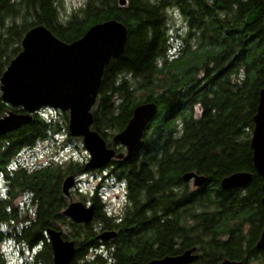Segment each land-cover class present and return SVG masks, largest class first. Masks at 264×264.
Returning a JSON list of instances; mask_svg holds the SVG:
<instances>
[{
  "label": "trees",
  "instance_id": "trees-1",
  "mask_svg": "<svg viewBox=\"0 0 264 264\" xmlns=\"http://www.w3.org/2000/svg\"><path fill=\"white\" fill-rule=\"evenodd\" d=\"M59 1L0 0V77L34 26L43 25L70 43L93 24L122 23L125 48L104 68L91 129L107 148L121 152L112 137L125 128L135 106L154 102L157 114L144 138L148 161L138 169H115L117 179L126 176V184L139 194H129L122 222L113 227L94 193L93 219L75 224L62 215L69 199L61 183L68 175L84 173L83 165L52 158L34 168L14 162L23 148L62 129L70 137L66 112H58L55 120L34 114L31 123L0 136V179L7 187L0 195V245L6 239L30 251L22 264H53L45 230L65 229L63 237L75 244L70 264H105L97 250L98 233L115 229L116 248L127 256L140 238L131 233L132 225L144 223L150 236L143 243L152 259L193 246L208 264L224 259L245 264L243 248L257 252L252 247L264 225L262 180L249 144L258 93L264 89V0H125V5L85 0L66 18L59 13ZM175 15L183 25L175 32H183L176 34L181 47L170 58L168 24ZM9 111L23 113L0 99V117ZM241 171L252 174L248 185L221 189L219 181ZM189 172L206 178L199 196L181 179ZM19 193L28 194L25 207L33 211L19 226L5 230L2 224L17 220L12 200ZM0 264H7L1 251Z\"/></svg>",
  "mask_w": 264,
  "mask_h": 264
},
{
  "label": "water",
  "instance_id": "water-1",
  "mask_svg": "<svg viewBox=\"0 0 264 264\" xmlns=\"http://www.w3.org/2000/svg\"><path fill=\"white\" fill-rule=\"evenodd\" d=\"M125 5V0H119ZM127 28L116 20H107L91 25L81 37L66 43L54 36L43 25L30 28L22 37L20 51L9 61L0 77V99L12 109L21 108L23 113L9 111L0 117V136L18 130L33 121V115L42 108L66 112L67 132L72 138H80L88 154L84 171L102 169L112 158L127 162L136 156L145 145L147 125L157 114L154 102H145L134 107L125 128L112 137V141L125 148V154H116L107 148L105 141L91 125V109L96 101L104 68L124 51ZM256 113L253 116L250 148L253 168L261 177L260 204L264 217V89H261ZM182 179L193 180V186L200 187L206 181L204 176L185 173ZM252 174L236 172L224 177L221 189L242 188L250 183ZM73 175L66 176L61 191L69 199L62 215L75 224L88 223L93 219L94 206L73 201L70 190L75 186ZM255 241V249H264V225ZM45 236L50 243L53 264H70L75 244L65 239L61 230L47 228ZM115 231H103L98 240H109ZM195 247L174 256L154 258L146 264H191L196 259ZM128 264H137L130 262ZM219 264H240L223 260Z\"/></svg>",
  "mask_w": 264,
  "mask_h": 264
},
{
  "label": "rangeland",
  "instance_id": "rangeland-1",
  "mask_svg": "<svg viewBox=\"0 0 264 264\" xmlns=\"http://www.w3.org/2000/svg\"><path fill=\"white\" fill-rule=\"evenodd\" d=\"M85 0H60L58 3L59 13L63 18H66L68 14H71L75 9L84 4ZM169 56H177L179 47H181V42L177 37V33L180 34L183 31L175 32V30L181 25V19L178 15H175V18H171L169 22ZM200 58V56H199ZM197 58L199 61L201 59ZM59 110L42 108L39 110L38 114L42 115L45 118H58ZM61 124V123H60ZM68 133V132H67ZM54 159L55 163L60 162H72L84 165L88 160V154L82 146L81 139L68 137L65 134L64 129L60 130L58 133H55L49 136L46 139L37 141L31 148H23L17 156H15V163L23 165L27 168H34L35 166H42L47 164L49 159ZM74 176V175H73ZM78 177V183L74 186L71 191V196L73 201H80L85 203L89 197L87 193H90L95 188L98 187V192L103 196L105 203L110 204L111 207L116 206L120 203L121 191L118 184H112L110 177L107 175V172L101 174L97 172L92 174L86 173L85 175L74 176ZM7 192L6 184L0 179V195ZM27 193H19L12 200V205L16 207L17 210V220L6 225L2 224V228L7 230L10 228V225L19 226V223H23L26 215H31L33 208L31 210H26L25 202L28 200L26 198ZM115 196H119V199L116 200ZM81 197L84 198L82 201ZM4 225V226H3ZM65 232V229H61ZM0 251L4 257V260L7 264H22L24 259L29 258L30 251H28L23 245L15 243L10 240H6L0 245Z\"/></svg>",
  "mask_w": 264,
  "mask_h": 264
},
{
  "label": "flooded vegetation",
  "instance_id": "flooded-vegetation-1",
  "mask_svg": "<svg viewBox=\"0 0 264 264\" xmlns=\"http://www.w3.org/2000/svg\"><path fill=\"white\" fill-rule=\"evenodd\" d=\"M145 138V137H144ZM119 144V143H118ZM120 147L123 148V150L121 152H115L116 154L118 153H122L125 154V148L119 144ZM115 148H117L118 146H115ZM143 155H147V152L142 149L138 156H136L135 158L124 162L121 159H116V158H112L109 163L107 164V166H105L102 169H98V170H90V171H84V173L80 174L79 177L81 175H85L86 173H97V172H101V174H104L105 172H107V175L110 177L112 184H118L120 191H121V195H120V203L117 204L114 207H111L110 204L108 205V203H105V201L103 200V196L100 195V193L98 192V187L97 189L95 188L93 191H91L90 193H87L89 195L87 201L85 202L86 205H90L92 204L94 206V209L96 211V205L94 203L91 202L90 197L94 195V193L97 196V199L99 200V209L100 212L105 216V218L110 219V223L113 224V227L115 225H118L120 222H122L124 220V216L127 213V205H128V198H129V194H132L134 197H137L139 194H136L135 192V187L133 189L132 192V188L130 189V186H128L126 184L125 178L126 176H124L123 179L118 180L115 172H116V168H118V166H122V168H127V170H130L131 168L134 169H138L141 165H143V162H147L148 159H145ZM121 163V164H120ZM136 171L133 172V178L136 176L135 174ZM195 174V173H194ZM78 178V177H77ZM76 178V179H77ZM182 179V177H181ZM183 183L186 184L187 189L190 192H195L197 193L196 195L199 196L198 194H200L199 189L200 187H195L193 186V180L190 181H184L182 179ZM78 183V179L76 180L75 185ZM220 185V184H219ZM72 191V190H71ZM116 200L119 199V196H115ZM195 200H198L197 197H195ZM94 211V213H95ZM144 223H142V225H132L131 229V233L135 234V235H139L140 234V238L136 241L137 245H135L132 249H131V255H127L125 256L120 249L116 248V244L118 243L117 241V231L115 229H111V230H104V231H115L116 236L113 239H109V240H98L99 241V246H98V251L102 253V256L105 260V264H128L130 262H136L137 264H146L148 263L150 260H152V258L148 257V247L144 245L143 241L144 240H148L149 232L147 231L146 227L143 226ZM103 232V231H102ZM116 238V241H114V239ZM142 243V246H141ZM255 242L254 245L252 247L253 250L257 251L256 253H254V255H252L251 251H249L248 247H244L243 250L245 251L246 254H243L245 256V264H264V249H260V250H256L255 249ZM193 247V246H192ZM192 247H183L180 252L178 254H181L183 251L191 249ZM176 254V255H178ZM193 254L198 255L197 259L191 263V264H208L209 260L206 259L205 257H203L204 255H202L201 251L197 248H195V252ZM205 258V259H204ZM226 260V259H224ZM223 261V260H222ZM203 262V263H200ZM239 262V261H238ZM220 262H218L217 264H219ZM241 264V262H240Z\"/></svg>",
  "mask_w": 264,
  "mask_h": 264
}]
</instances>
